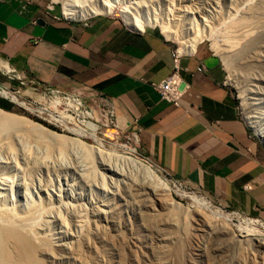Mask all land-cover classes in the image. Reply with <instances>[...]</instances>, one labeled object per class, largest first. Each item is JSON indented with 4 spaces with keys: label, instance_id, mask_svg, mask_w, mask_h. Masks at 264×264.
Returning <instances> with one entry per match:
<instances>
[{
    "label": "rangeland",
    "instance_id": "rangeland-1",
    "mask_svg": "<svg viewBox=\"0 0 264 264\" xmlns=\"http://www.w3.org/2000/svg\"><path fill=\"white\" fill-rule=\"evenodd\" d=\"M31 1L46 17L68 21L109 17L125 23L126 12L134 20L148 22L145 30L161 34L182 55L201 52L220 61L226 86L264 157V141L256 132L264 129V0ZM66 4L76 9H113L110 14L93 13L76 20L65 14ZM164 27L175 34V40L163 33ZM193 41L195 49L187 51ZM0 93V109L26 119L24 131L37 134L21 141L30 142V161L20 155L19 145H13V154L0 149V172L14 182L12 194L18 204L24 202L18 196L22 192L34 207L44 209L33 223L44 241L40 245L44 250L38 252L44 264H264V255L249 250L252 236L238 229L245 219H258L223 207L159 168L143 152L138 136L122 129L100 96L51 89L11 74L0 75ZM99 151L103 156L97 157ZM127 157L152 166L167 180L177 204L153 192V185L131 168ZM191 196L233 214L235 242L194 229V222L184 214L196 210ZM219 251L223 257H215Z\"/></svg>",
    "mask_w": 264,
    "mask_h": 264
},
{
    "label": "crops",
    "instance_id": "crops-1",
    "mask_svg": "<svg viewBox=\"0 0 264 264\" xmlns=\"http://www.w3.org/2000/svg\"><path fill=\"white\" fill-rule=\"evenodd\" d=\"M174 50L161 34L116 18L51 19L31 0H0V75L100 96L159 168L264 222L263 149L226 86L222 64L177 51L189 89L176 106L156 87L175 71Z\"/></svg>",
    "mask_w": 264,
    "mask_h": 264
},
{
    "label": "bare ground",
    "instance_id": "bare-ground-1",
    "mask_svg": "<svg viewBox=\"0 0 264 264\" xmlns=\"http://www.w3.org/2000/svg\"><path fill=\"white\" fill-rule=\"evenodd\" d=\"M112 9H113L112 7L105 8L103 6L97 8L96 10L85 9V8L76 9L74 5L72 6V4L71 5L66 4L65 14L69 19L77 20L84 18L88 15L90 16L93 13L110 14ZM123 16L125 18L124 19L125 23L130 28L137 31H142V32L145 31L148 22L139 21L136 19L134 20L126 12L123 13ZM163 33L166 34V36L169 39H174V40L176 39L175 34L173 35L172 31L170 32L167 29V27H164ZM196 44L197 43L194 41L190 42L187 46V51L194 50ZM255 45L257 44L255 43ZM7 71L10 72L11 71L10 68H7ZM4 95H7V93L5 92ZM23 120L26 119H22L16 115L7 113L4 110L0 109V149L5 148L9 150V151L7 150V152L12 153L13 145L14 144L19 145L20 155L25 160L29 159L28 161H30V159H33L32 152L30 151L29 148H27L28 143L30 144V142H21V141L24 140L26 141L29 139V137L31 138L32 136H37V134L35 133L33 134L32 132L30 133L25 132L22 125ZM35 126L45 130L49 135L52 134L56 135L52 131L42 128V126L38 124H35ZM256 132L257 135L264 141V129L257 128ZM13 140L18 142H11ZM60 154L61 156H65L66 152L62 150L60 151ZM86 154L87 156H89L91 155V152L86 149ZM101 154L102 152L99 151L97 153V157L103 156ZM127 158L126 159L128 160L131 168H134L137 170V172H140L145 177V179L143 178V180L146 182L147 181L150 182L151 185L154 186V187L152 186L153 192L158 191L159 194L163 196V198L167 199V201L169 200L170 202L176 203V201L174 200L175 194L173 192L171 185L167 180L162 178L152 166L145 164L142 161H138L132 157H127ZM13 186H15V184L12 181L11 177L3 172H0V264H44L45 263V262L43 263L44 260L42 261L38 257L39 248L44 250V248L40 247V245L44 244V241L38 236L37 232L35 231L36 230L35 226L33 224L36 222L35 220H37L38 217L40 216L39 214L40 213L43 214L42 211L44 209L42 210V208L39 209L36 208V206L34 207L30 203L31 201L29 200L27 193L24 194L22 192H20L18 196L19 198L24 199V202L18 204L17 199L12 194V189L13 190L15 189V187L13 188ZM21 193L24 194L23 198ZM177 195L180 196L181 198L184 196V194H179V193ZM190 199L192 200L193 205L194 204L196 205V207H192V208H196V210H185L184 214L186 218L188 217L192 222H194V229L196 230L204 229L209 234L219 233L222 235V237H226V239H228L231 242L236 241V233L230 224L231 222L234 221L233 214L231 216L219 210H215L212 206V203L205 198L191 196ZM238 229L241 231H246L249 234V236H252V238L249 239V241H247V244L250 247L249 250L254 251L255 253L258 252L260 256H263L264 255V223H262L260 220H254L248 218L242 221V226H240ZM39 254H41V252ZM220 256H222V253L220 251L217 254H215V257H220ZM230 264H239V262L230 263Z\"/></svg>",
    "mask_w": 264,
    "mask_h": 264
},
{
    "label": "built area",
    "instance_id": "built-area-1",
    "mask_svg": "<svg viewBox=\"0 0 264 264\" xmlns=\"http://www.w3.org/2000/svg\"><path fill=\"white\" fill-rule=\"evenodd\" d=\"M173 57H174V65H175L174 73L156 87L163 100L172 103L176 106H180L183 96L188 92L189 86L184 82L180 74L181 55H178L177 49L174 50Z\"/></svg>",
    "mask_w": 264,
    "mask_h": 264
}]
</instances>
